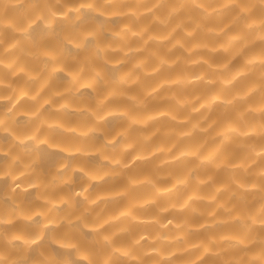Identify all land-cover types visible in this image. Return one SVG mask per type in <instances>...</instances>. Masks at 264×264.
I'll return each mask as SVG.
<instances>
[{
    "label": "clouds",
    "instance_id": "1",
    "mask_svg": "<svg viewBox=\"0 0 264 264\" xmlns=\"http://www.w3.org/2000/svg\"><path fill=\"white\" fill-rule=\"evenodd\" d=\"M0 264H264V0H0Z\"/></svg>",
    "mask_w": 264,
    "mask_h": 264
}]
</instances>
